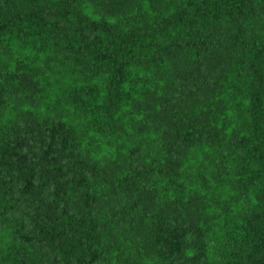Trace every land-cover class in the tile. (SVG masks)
Instances as JSON below:
<instances>
[{
	"label": "trees",
	"instance_id": "obj_1",
	"mask_svg": "<svg viewBox=\"0 0 264 264\" xmlns=\"http://www.w3.org/2000/svg\"><path fill=\"white\" fill-rule=\"evenodd\" d=\"M0 264H264V0H0Z\"/></svg>",
	"mask_w": 264,
	"mask_h": 264
}]
</instances>
